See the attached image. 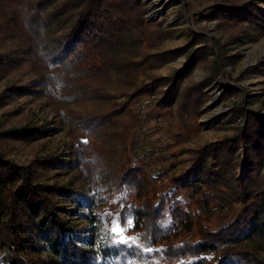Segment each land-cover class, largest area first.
I'll return each instance as SVG.
<instances>
[{"label": "trees", "instance_id": "trees-1", "mask_svg": "<svg viewBox=\"0 0 264 264\" xmlns=\"http://www.w3.org/2000/svg\"><path fill=\"white\" fill-rule=\"evenodd\" d=\"M184 2L186 16L215 21L229 42L264 35L257 0H214L195 11ZM145 14L141 0H0V46L14 41L0 47V79L16 70L30 78L0 95V107L16 95L45 97L54 116L77 119L96 137L94 147L70 145L66 159L21 164L1 150L10 132L0 134V264H264V113L234 106L232 121H242L234 134L188 149L186 167L169 177L150 174L142 157L115 160L125 149L119 118L132 101L166 87L159 107L180 120L199 115L204 90L218 79L228 83L222 67L233 63L200 30L189 31L185 45L150 52L174 29L150 27ZM181 54L186 60L175 73L138 84L141 73ZM202 61L208 74L184 85ZM235 92L228 85L222 97ZM106 97L111 103L100 109L73 108ZM109 135L119 140L110 144ZM55 168L73 172L71 189L46 181ZM166 179L171 185L158 188ZM72 214L81 222L73 224Z\"/></svg>", "mask_w": 264, "mask_h": 264}, {"label": "rangeland", "instance_id": "rangeland-1", "mask_svg": "<svg viewBox=\"0 0 264 264\" xmlns=\"http://www.w3.org/2000/svg\"><path fill=\"white\" fill-rule=\"evenodd\" d=\"M182 1L141 0L142 6L146 8L145 16L151 23L150 27L161 22L164 27L170 26L174 29L172 37L165 39L150 52L185 45L188 41V32L200 30L216 41L222 53L232 56L233 63L222 67V72L229 77L228 83L224 79H218L204 90L207 99L199 109V115L184 116L183 120H180L172 109L159 107L156 99L166 91V87H162L155 96L137 97L132 101L130 112L124 113L119 118L118 129L124 135L125 149H118L119 156H116L115 160H123L128 156L134 162L136 158L142 157L145 164L149 165L150 174L160 172L167 177L179 173L186 167L188 149L234 134V126L242 123L241 119L236 121L231 119L230 113L234 106L264 113V35L256 40L244 36L238 42H229L224 34L217 31L215 21L200 23L186 16L181 11ZM243 1L245 0H239V2ZM213 2L214 0H185L184 3L187 5V10L195 11ZM257 3L264 9V0H257ZM0 47L3 50L13 48L14 41L4 40ZM143 54L144 52L138 58ZM213 58L212 54L208 55L210 61ZM185 60L186 56L181 54L159 67L147 69L138 76L137 82L139 84L156 76L172 75L183 66ZM207 74V62L202 61L194 67L191 75L185 79L184 85L200 81ZM29 82V76L21 75L17 70L6 74L0 79V95L5 94L9 87H25ZM228 85H232L236 92L229 98H223L222 93ZM114 100L122 102L124 97ZM45 101V97H33L31 94L16 95L10 102L0 107V134L10 132L11 135L5 138L1 150L10 160L24 164L32 159L54 154L66 159L70 154V145H81V142H84L89 147L95 144L96 137L81 129V121L77 119L61 121L52 114ZM110 103V98L106 97L87 103L86 106L76 104L73 108L85 112L88 109H100ZM116 136L109 135L108 142L112 144L119 140ZM240 155L243 156L242 149ZM111 165H104L101 170L109 169ZM262 171L264 172V168ZM46 181L71 189L74 186L73 172L55 168ZM154 184L159 183L156 181ZM170 185L171 183L166 179L158 185V188L166 189ZM105 206L108 210L112 209L110 203L104 202ZM69 218L73 224L81 222L76 214L70 215ZM111 226L116 229L117 223L113 221ZM258 256L264 260V250H260Z\"/></svg>", "mask_w": 264, "mask_h": 264}, {"label": "water", "instance_id": "water-1", "mask_svg": "<svg viewBox=\"0 0 264 264\" xmlns=\"http://www.w3.org/2000/svg\"><path fill=\"white\" fill-rule=\"evenodd\" d=\"M210 105V104H209Z\"/></svg>", "mask_w": 264, "mask_h": 264}]
</instances>
